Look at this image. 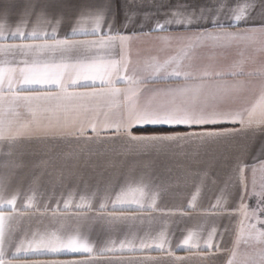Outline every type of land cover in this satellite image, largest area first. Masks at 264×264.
<instances>
[{"label":"crops","instance_id":"obj_1","mask_svg":"<svg viewBox=\"0 0 264 264\" xmlns=\"http://www.w3.org/2000/svg\"><path fill=\"white\" fill-rule=\"evenodd\" d=\"M37 2L54 5L47 18L53 20V23L55 19L61 20L56 26L58 38H64L72 27L77 26L76 21L84 4L111 3L116 15L113 33L118 31L129 36L136 34L125 46L123 55L130 59L132 67L139 65L141 68L150 57L162 61L175 55L179 43L174 38L196 31L175 24L167 25L163 32L153 31L157 21L163 23L171 19V13L177 5L191 6L188 11L192 8H210L213 12L206 14L215 15V8L226 3L227 8L221 14L222 20L231 17L229 8L253 5L247 10V23L229 28L225 20V27L234 32L254 23L258 25L262 12V0H0V23L5 24L4 35L8 37L0 40V44L30 42L12 39L11 34L21 24L25 6ZM126 14L131 17L127 27L124 26ZM108 19L111 22V17ZM32 22H35V17ZM107 30V25H104L103 31ZM27 31H31V27ZM48 31H51V27ZM161 37L173 39L167 41ZM260 46L261 41L247 47L243 43H234L228 49L215 50L217 55L214 60L210 58L213 49L198 48L196 58L191 61L193 67L189 69L197 77L193 81L175 77L149 79L151 73L139 72L137 76L143 80L138 86L139 101L141 104L147 101L154 105L164 103L169 97L160 90L175 89L185 83H199V73L208 65H212L215 71L226 73L233 62L242 59L239 53L243 52L245 62L241 67L244 74L224 75L220 79L245 82L242 89L234 94L235 101H229L224 106L232 109L246 108L258 98L261 86L264 85V74L249 75L264 70V52L256 51ZM118 52L117 46L113 56ZM31 59L18 50L0 53V64L5 68L25 67L24 62L30 64ZM184 63L187 65L189 61ZM127 75L132 73L128 72ZM15 87L19 88V84ZM115 87L125 89L129 85L120 82ZM99 88V81L95 85L91 81H80L79 86L69 88V91L91 92ZM210 90L206 88L205 92ZM56 91L55 86L34 85L21 94ZM6 95L10 96L11 93ZM78 103L88 104L89 101ZM18 104L21 113L27 116L26 102L19 101ZM37 104L44 102H32V106ZM99 111L101 121L104 120L105 112H109L110 119L115 120L122 109H109L105 101ZM151 127L175 129L148 130ZM221 129L235 130V134L207 141L193 137L188 140L142 144L132 141L123 130L117 132L115 128L98 125L96 132L86 127L83 136L0 141V202L6 203L15 197L14 210L7 207L3 209L6 216L13 217L6 221L5 259L13 260L14 264H34L35 261L49 260H90L93 264H229L237 246L241 223L246 218L241 214V203L248 216L264 206V201L256 195L253 183L255 171L264 167V131L241 130L239 123H222L214 130ZM203 130L199 127L144 125L133 126L130 131L132 135L140 136ZM209 130H213L211 126ZM241 167L244 169L246 188L240 183L238 168ZM137 184H142L146 193L145 199L141 201L143 207L113 209L112 202L116 194L122 188L129 185L135 187ZM84 203L89 207H78ZM102 203L105 205L103 211L100 208ZM113 212L138 219L118 223L111 229L99 223L81 229L79 235L92 246L91 254L67 250L58 254L16 251L22 240H30L33 233L51 230L58 220L75 225L78 217L95 218ZM161 233L166 240L163 249L157 246L161 243ZM190 233L195 238L185 245L183 242ZM142 241L147 247H141ZM121 243L125 245L123 249L120 248ZM105 248L112 250L102 252Z\"/></svg>","mask_w":264,"mask_h":264},{"label":"snow or ice","instance_id":"obj_2","mask_svg":"<svg viewBox=\"0 0 264 264\" xmlns=\"http://www.w3.org/2000/svg\"><path fill=\"white\" fill-rule=\"evenodd\" d=\"M253 5H238L236 8H229L231 17H226L228 27L236 28L240 23H247V10ZM54 5L47 3H29L25 6L24 17L21 24L17 26L15 32L11 34L12 39L30 41L19 44H0V53H8L18 50L24 55L30 56L31 63L25 61V67L16 69L5 68L0 64V141L7 140L15 142L20 138H64L71 136H83L86 127H91L93 132L97 131V126L115 128L117 132L121 130L127 132L132 141L142 144L162 143L165 141L188 140L193 137L202 141L219 139L224 136L235 134V130L221 129L214 130L222 123H239L241 130L252 129L264 131V85L258 98L250 106L243 109H232L225 107L229 101L234 102L235 93H238L244 86V81H224L220 78L224 75H243L242 65L244 53L240 52L241 60L233 62L228 71H215L212 65L206 66L199 73V83H185L175 89L160 90L169 99L157 105L151 101L141 104L138 96V86L143 80L137 76L139 72H149V79L183 78L185 81L197 79L189 71L193 67L191 61L196 58L198 48L210 47L213 49L211 59L216 58L215 50H223L232 45L243 43L246 47L257 44L261 41V46L256 49L264 52V0H262V12L259 24H253L240 31H229L225 27V20L221 19V14L227 8L226 3H221L213 9L200 7L198 10L192 8L188 11L189 5H177L171 13V19L163 23L157 21L153 31H165L167 25L175 24L187 29H196L187 36L175 37L179 43L178 51L175 55H170L164 60L157 57H150L144 61L141 68L139 65L132 67L130 59L123 53L125 46L129 44L133 36L123 35L118 31L113 33V25L116 23V15L113 12L112 4H84L70 33H66L64 38L57 37V28L61 23L60 19L49 20L50 9ZM35 17V22L32 18ZM111 17V22H109ZM131 21V17L125 15V27ZM211 27H208V25ZM85 25H91L85 27ZM107 25V32L103 31V26ZM31 27V31L27 28ZM51 27V31L48 28ZM6 26L0 23V40L7 39L4 35ZM82 36L84 39H76ZM170 41L172 37H161ZM119 47V52L113 56L114 49ZM223 55V53H220ZM189 61L185 65V61ZM17 72L19 76H17ZM131 72L132 75H127ZM123 73V75H122ZM264 74V70L249 75ZM215 80V84L205 83ZM80 81H91L93 85L97 81L100 88L91 92H74L69 88L79 86ZM124 82L128 88L121 89L115 87L117 83ZM5 84L7 88H5ZM19 84V88L15 86ZM34 85L55 86V93L47 94H26ZM206 88L211 90L205 92ZM6 93H11L10 96ZM89 101L88 104L78 103V101ZM19 101H24L28 105L27 116L19 110ZM44 102L32 106V102ZM107 102L109 109L119 108L118 119H110L109 112L104 113V120L99 119L102 102ZM51 102V103H49ZM144 125H166L171 127L186 126L188 128H202L200 132H161L147 135L134 136L131 133L133 126ZM209 126L213 130H209ZM79 129L77 132L76 129ZM264 171V167H262ZM240 183L246 188L244 182V169L238 168ZM255 185V181H253ZM264 201V183L261 191L257 193ZM146 193L142 184L137 186L129 185L122 188L116 194L115 201L112 202L113 209H131L143 207L141 201L145 199ZM84 199L83 197L81 198ZM154 202V197H153ZM15 197L6 203L0 202V264H14L13 260L5 259L4 244L6 235V221L13 219L6 216L3 209L5 207L14 210ZM219 203V201H218ZM67 207V202L65 204ZM78 207L88 208L84 203ZM103 211L105 205H100ZM241 203V214L246 218L248 213ZM264 212V209L261 210ZM253 216L255 213L252 214ZM138 217L115 212L106 215H99L95 218L81 216L77 218L75 225L58 220L51 230L43 233H33L30 240L20 242L16 251L21 250L34 252L37 254L51 253L58 254L62 250L72 253L83 252L91 254L93 248L79 235L81 229L91 227L99 223L102 227L111 229L118 223L134 221ZM215 231V230H213ZM211 233L209 239H211ZM194 234H189L184 240L188 245L194 240ZM157 246L163 249L166 240L164 234L159 236ZM248 245H255L253 253H246L240 264H264V228L257 229L255 224L244 225L241 223L240 231L237 235L236 244L240 242ZM210 246V245H209ZM125 247L121 243L120 248ZM141 247H147L141 242ZM105 248L102 252L111 251ZM233 256H236L235 250ZM34 264H93L90 260H49L35 261ZM112 264V262H108ZM230 264L232 262L230 261Z\"/></svg>","mask_w":264,"mask_h":264},{"label":"rangeland","instance_id":"obj_3","mask_svg":"<svg viewBox=\"0 0 264 264\" xmlns=\"http://www.w3.org/2000/svg\"><path fill=\"white\" fill-rule=\"evenodd\" d=\"M255 176H256V178H255L254 188H255L256 192L259 193L261 191V185H262V183H264V171L256 170ZM257 193H256V195H257ZM262 209H264V206H262L260 211L257 212V210H256V211L250 213L247 218H244L243 224L244 225L255 224L257 229L264 228V212L261 211ZM253 213H255L254 216L252 215ZM255 247H258V246L248 245V244L243 243V241H241L239 246H236V248L234 249L236 252V256L234 257L232 254V256L229 260V264H230V261L232 262V264H240V262L243 260V258L245 256V254L246 253H253L255 250Z\"/></svg>","mask_w":264,"mask_h":264},{"label":"trees","instance_id":"obj_4","mask_svg":"<svg viewBox=\"0 0 264 264\" xmlns=\"http://www.w3.org/2000/svg\"><path fill=\"white\" fill-rule=\"evenodd\" d=\"M171 129H175V128H157V127H151L148 130H171Z\"/></svg>","mask_w":264,"mask_h":264}]
</instances>
